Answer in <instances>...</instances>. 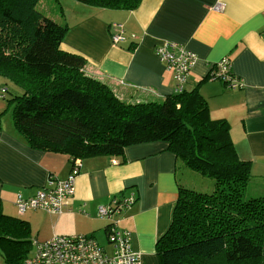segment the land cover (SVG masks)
<instances>
[{
    "label": "crops",
    "instance_id": "obj_1",
    "mask_svg": "<svg viewBox=\"0 0 264 264\" xmlns=\"http://www.w3.org/2000/svg\"><path fill=\"white\" fill-rule=\"evenodd\" d=\"M48 1L39 2L40 11L68 25L61 48L84 56L85 73L108 84L124 102H160L176 92V76L159 56V45L168 42L193 52L183 90H197L211 119L229 124L239 157L251 163L252 178L264 176V0H142L134 9ZM53 5L56 11L47 12ZM116 22L124 25L119 42L112 38ZM224 59L230 62V76L241 83L236 88L221 78L224 73L213 77ZM182 166L165 141L129 145L122 156L80 158L76 193L61 215L20 213L18 194L29 197L50 178H66L71 159L34 147L11 116L0 117V198L5 212L28 220L40 234L46 233V240L52 234L79 233L103 238L111 218L103 217L99 206L134 196L132 204L113 216L131 232L142 264H160L156 242L168 230L179 185L185 184Z\"/></svg>",
    "mask_w": 264,
    "mask_h": 264
},
{
    "label": "trees",
    "instance_id": "obj_2",
    "mask_svg": "<svg viewBox=\"0 0 264 264\" xmlns=\"http://www.w3.org/2000/svg\"><path fill=\"white\" fill-rule=\"evenodd\" d=\"M39 1L0 0V76L24 89L11 98L21 136L36 148L67 154L71 165L74 158L117 157L129 145L165 141L215 187L179 185L172 222L156 242L160 264H249L264 257V202L243 198L240 181L252 176L251 163L239 157L229 124L211 119L196 89L160 102L122 101L85 73L84 56L61 48L68 25L40 11ZM76 1L134 9L142 0ZM29 238L31 223L7 214L0 198V252L10 264Z\"/></svg>",
    "mask_w": 264,
    "mask_h": 264
},
{
    "label": "built area",
    "instance_id": "obj_3",
    "mask_svg": "<svg viewBox=\"0 0 264 264\" xmlns=\"http://www.w3.org/2000/svg\"><path fill=\"white\" fill-rule=\"evenodd\" d=\"M114 30L112 38L114 42L123 40L122 23L112 24ZM161 59L169 68H173L179 78V86L176 91H182L190 74L196 55L188 50L178 48L175 44L164 43L157 47ZM230 62L224 59L219 62L214 78L220 73L232 88L241 85L232 75L230 76ZM212 77V76H211ZM80 172V159L74 158L71 170L66 178H50L48 183L38 189L33 195L24 197L18 194L16 205L20 213L28 210H44L52 215H61L68 199L76 193V178ZM135 201L131 199L112 198L109 205L99 206L103 217L111 218L120 213L124 207ZM119 218L111 220L109 224L108 241L111 251L102 248L96 238L88 234H55L52 238L34 242L35 252L25 264H142V254L134 249L131 232L119 227Z\"/></svg>",
    "mask_w": 264,
    "mask_h": 264
},
{
    "label": "rangeland",
    "instance_id": "obj_4",
    "mask_svg": "<svg viewBox=\"0 0 264 264\" xmlns=\"http://www.w3.org/2000/svg\"><path fill=\"white\" fill-rule=\"evenodd\" d=\"M45 1L49 2L48 0H45ZM59 1L61 2V4L63 6H67V7H72L73 5L76 6V0H59ZM39 2H38V4H39ZM38 9L40 10V8H38ZM55 11H56V8L53 5L51 8H49V11H47V12L51 13V12H55ZM63 18L64 17H62L60 19H63ZM122 27H124L123 24H122ZM169 70H172L174 72V74L176 76V83H177L176 86L178 88L179 78L177 76V73L173 68H169ZM2 87H8L9 90L6 91L5 93H3ZM23 93H24V89L22 90L21 87L14 84L12 81H8L5 78L2 79V77L0 76V102H3L2 103L3 109L0 113V117L6 116V118H7V117L11 116L13 119L12 110H13V106H14L15 102L12 101L11 98H13L16 95H21ZM181 173L183 175V178L185 179V184H190V187H196V188H204L205 187L206 190H209L207 192L212 191L213 188L215 187L214 186L215 181L213 178L205 177V176L201 175L200 173L187 168L185 165L183 168H181ZM185 184H183V185H185ZM240 187L244 190V195H243L244 199L259 198L260 201L264 202V176L257 179V178H252V176L248 177V175H247L246 177L241 179ZM202 191H203V189H202ZM42 212L43 211H41L40 213H42ZM44 213H46V212H44ZM118 218L119 217L114 216V217H112L111 220H115ZM119 227L122 228L120 225H119ZM32 229H33L32 238H29L31 240V243H29L28 247L22 251V256L16 258L11 264H23V263H25L26 260L30 257L29 253L34 254V252H35L34 242L38 241V240H40V242L46 240L45 239L46 233L44 235L40 234V230L37 229L35 226H33ZM48 232H49V228H48ZM102 234H103V238L101 236H97V239H98L99 243L101 244V246L106 248L107 251L110 252L111 246L109 244L107 235L105 232H102ZM52 235L50 236V238H52L55 234L53 236ZM50 238H48V239H50ZM241 262L243 264V261H241ZM248 263L249 264H264V257H262L260 259H256V260H251ZM0 264H10L7 261L6 257H4V255L1 252H0ZM230 264H233V262H231ZM234 264H238V263H234Z\"/></svg>",
    "mask_w": 264,
    "mask_h": 264
}]
</instances>
